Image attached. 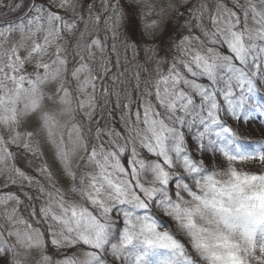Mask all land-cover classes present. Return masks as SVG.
<instances>
[{
    "label": "clouds",
    "instance_id": "clouds-1",
    "mask_svg": "<svg viewBox=\"0 0 264 264\" xmlns=\"http://www.w3.org/2000/svg\"><path fill=\"white\" fill-rule=\"evenodd\" d=\"M260 46L264 0H0V96L16 95L14 67L40 100L21 93L15 123L0 105V264H113L153 224L192 264H212L198 241L219 233L230 248L213 251L264 264V231L226 229L215 207L233 173L264 176V154L208 143L236 119L217 91L230 70L261 78Z\"/></svg>",
    "mask_w": 264,
    "mask_h": 264
},
{
    "label": "snow or ice",
    "instance_id": "snow-or-ice-1",
    "mask_svg": "<svg viewBox=\"0 0 264 264\" xmlns=\"http://www.w3.org/2000/svg\"><path fill=\"white\" fill-rule=\"evenodd\" d=\"M133 14L134 9L129 8V30L134 32L136 22L132 18ZM213 23H215V17H213ZM231 37V39L225 38L227 49L234 53L238 63L243 64L246 56L243 54L239 34L232 32ZM160 43L164 44L163 37L160 38ZM261 58H264V46L257 47L252 56L254 61H259ZM10 67L13 66L10 65ZM257 67L259 68L260 65L257 64ZM204 71L208 73L209 79L213 78L211 65L205 64ZM230 71L232 74L226 80L227 88L219 89L216 96L223 95L220 103L227 104L228 110L236 119L229 120L232 125L230 129L215 131L214 135L219 138V142L209 141L208 143L226 155L232 153L241 157L264 154V95L260 92V89H264V83L261 82L264 79V72H258L257 75L261 78L257 79L240 69ZM233 77L240 88L235 95L231 89ZM11 81L15 83L16 95L7 98L0 96V105H3L5 101L11 105L5 111L10 112L11 121L15 123L19 119L16 103L21 93H31V100L25 105L26 108H37L40 100L36 95L38 90L36 80L26 79L23 74L17 76L13 67ZM257 117L261 119L258 120ZM233 175L235 176L233 183L216 189L220 197L215 204L218 223H222L229 230L242 226L249 232H255L257 229L264 231V176H240L236 173ZM123 223L125 222H122L118 228L122 227ZM154 228V224L146 225V231L151 233L152 238L146 239L143 246L126 250L123 255L118 253L113 259V264H116V259H120L122 264H192L191 258L185 253L184 245L178 238L167 233L155 232ZM124 235H127L126 230L121 236L122 239ZM219 236H222L223 240L217 238L215 245H210L207 238H200L198 241L212 264H243L239 256L230 250L222 254L212 250L217 245L225 249L230 248L227 235L219 233ZM4 259L6 261V257Z\"/></svg>",
    "mask_w": 264,
    "mask_h": 264
},
{
    "label": "rangeland",
    "instance_id": "rangeland-1",
    "mask_svg": "<svg viewBox=\"0 0 264 264\" xmlns=\"http://www.w3.org/2000/svg\"><path fill=\"white\" fill-rule=\"evenodd\" d=\"M257 119L259 120V119H261V117H257Z\"/></svg>",
    "mask_w": 264,
    "mask_h": 264
}]
</instances>
